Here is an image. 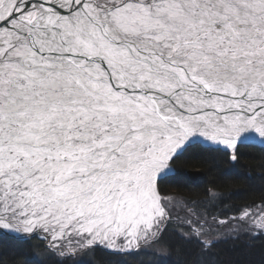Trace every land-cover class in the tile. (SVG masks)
I'll return each mask as SVG.
<instances>
[{
	"label": "snow or ice",
	"instance_id": "6c2138e0",
	"mask_svg": "<svg viewBox=\"0 0 264 264\" xmlns=\"http://www.w3.org/2000/svg\"><path fill=\"white\" fill-rule=\"evenodd\" d=\"M245 147L264 150V0H0V244L27 249L0 264H164L174 237L215 264L221 226L264 237V192L226 220L161 193L192 154Z\"/></svg>",
	"mask_w": 264,
	"mask_h": 264
},
{
	"label": "trees",
	"instance_id": "16d2710c",
	"mask_svg": "<svg viewBox=\"0 0 264 264\" xmlns=\"http://www.w3.org/2000/svg\"><path fill=\"white\" fill-rule=\"evenodd\" d=\"M213 158L224 161V163L229 164L228 159L225 155L216 153L215 151H203V152H196L192 154L188 158V162L185 164V169H189L190 167H194L195 164H199V167H202L205 170L204 177L200 180L199 187L201 191H205L206 189H209L211 186L216 185L219 187V190L221 193L227 194V198L224 201L232 200L235 202V206H239L240 200L242 202L240 203H250L252 199L257 198L261 192H264V183H262V180H264V150L260 149H254L249 150L247 148L244 150V155L241 156V163L238 162L233 166V168H228L230 171H227L226 169H219L220 172L213 171L212 164L210 160ZM202 162H199L201 161ZM215 160V161H217ZM218 162V161H217ZM219 163V162H218ZM224 163L222 166H224ZM227 168V167H226ZM232 170V171H231ZM238 173L237 180L234 178H228L227 175ZM226 175V176H224ZM241 182V184L239 181ZM185 180L189 182L187 175L185 177ZM238 184V185H236ZM236 185V186H233ZM247 201V202H244ZM177 241V240H176ZM257 243L253 248L247 249L245 247V244L242 243H235L232 244L231 250L228 252V259L224 262L227 264H264V241L262 240H256ZM175 242L173 243V246L175 247ZM179 245V244H178ZM6 246H9V244L5 243V245L0 246V255H5L7 258V255L9 254L8 248ZM189 250H187V249ZM182 250L183 254L178 253L180 255L177 260H165L164 264H190L191 256L193 253L190 250V247H186ZM27 250L25 248L22 249V253L26 252ZM99 252L103 254V251L99 249ZM177 254V253H176ZM227 254V253H226ZM225 252L222 254L223 256L226 255ZM185 255H188V257H184ZM22 256H24L22 254ZM105 256V255H104ZM103 255L100 257H97L99 260H102V262L107 263V259H110V257L107 258V256L104 257ZM25 257V256H24ZM119 256H115V258H118ZM130 257V256H129ZM111 258V259H115ZM131 258L138 259L140 262L133 263V264H149L146 259H151L150 257L144 259L142 255H131ZM9 259V258H7ZM23 259V258H22ZM193 259V257H192ZM166 262V263H165ZM116 264H121L119 262H116Z\"/></svg>",
	"mask_w": 264,
	"mask_h": 264
},
{
	"label": "rangeland",
	"instance_id": "374dc122",
	"mask_svg": "<svg viewBox=\"0 0 264 264\" xmlns=\"http://www.w3.org/2000/svg\"><path fill=\"white\" fill-rule=\"evenodd\" d=\"M247 148H249V150L260 149L259 147H247ZM216 153L220 154V152H216ZM215 160H217V159L213 158V160L211 159L210 162L212 164L213 171L215 170L216 172L221 171V170H218L219 167H220V169L224 168L227 171H230L228 168H231V167L233 168V166L235 164H237V163H234V162H231L228 160L229 164L227 165V163H224V161L217 160L219 162L218 163ZM199 162H202V160ZM238 162L241 163V156H238ZM223 163H224V166H222ZM229 174L230 175H227L228 178H231V177L234 178L235 177V179L237 180L238 173H237V175L231 174V172ZM186 175H187L189 182L185 180V186H183V187L173 186L169 189L168 192H166V193L162 192L161 195L162 196H174L176 194H179L182 198L187 197V198H190L191 200L197 201V202H199V209L201 211H204L205 214L209 215V216L214 215L219 220H226L229 216L237 215L235 209L238 206H235V203H232L235 201L232 200V202H231V200H229L228 202L223 201V203H221V201L218 199V197L221 194L218 186L213 185L209 189H206L204 192L201 191V189L199 187L200 183H198V182H200V180L204 177L205 170L202 167H199V164H195L194 167H190L189 169H187ZM224 176H226V175H224ZM242 181H243V179H241V181H239L240 183H238V184H241ZM262 183H264V180H262ZM238 184H236V185H238ZM236 185H233V186H236ZM240 202H242V200H240ZM240 202L238 205L244 204V203H240ZM244 202H247V201H244ZM214 204L218 205V206L213 207ZM224 207L230 208L232 210L231 211H223ZM229 223H231V221H229ZM228 232H229V229L226 226H221L216 232L217 239L220 242L213 249L214 255L212 256V259H213V261H215V264H226L224 261L227 260L229 257L228 252H229V250H231L232 244H235V243L241 244L242 243L243 245L245 244V247L247 249H250V248H253L255 246V244L257 243L256 240L264 241V237L252 239L251 237L244 236V235L240 236L239 239H230V238L226 239L225 237L228 235ZM173 240H174L176 245H175V247L173 246L171 253L166 257L165 260H169V261H171L172 259L177 260V258L180 256V255H178V253L183 254L182 250L186 251V249H187L186 247H188V248L190 247V250L192 253H194L196 251V245H195L194 241L188 242V241L181 240L178 237H174ZM6 243L9 244V246H6L8 248L7 249L8 252H9V254L7 255V258H11L15 253H17V251H20V252L22 251V249H17V247L13 244V242L9 241ZM3 245H5V243L0 244V246H2V247H3ZM184 248H186V249H184ZM25 249H26V247H25ZM99 249L103 251V254L101 252H99ZM224 252H225V254L227 253L225 256L222 255V254H224ZM229 254H230V252H229ZM102 255L107 256V258L110 257V259H107V263H105V264H116V262H119L121 264H133V263L140 262L138 259L131 258V255H118L119 257L115 258V256H117V254H113L111 252V250H105L102 247H98L96 249L95 253L90 255L87 259L90 260L92 262V264H104V262H102V260H99L97 258V257H100ZM139 255H142L144 259L150 257L151 259H149V258L146 259L149 264L154 259V257L151 254L146 253V252H141ZM3 256L5 259H7L5 257V255H3ZM184 257H188V255H185ZM192 257H193V255L190 257L191 260H193ZM18 258L21 260L25 259V257L22 256V254L19 255ZM111 258H115V259H111ZM190 264H192V261L190 262Z\"/></svg>",
	"mask_w": 264,
	"mask_h": 264
},
{
	"label": "bare ground",
	"instance_id": "6f19581e",
	"mask_svg": "<svg viewBox=\"0 0 264 264\" xmlns=\"http://www.w3.org/2000/svg\"><path fill=\"white\" fill-rule=\"evenodd\" d=\"M247 149V147H245V149L244 150H246Z\"/></svg>",
	"mask_w": 264,
	"mask_h": 264
}]
</instances>
